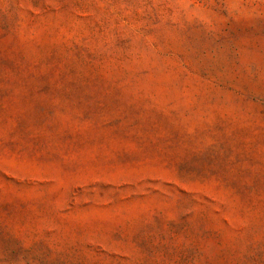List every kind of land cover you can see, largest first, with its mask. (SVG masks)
<instances>
[{
  "label": "rangeland",
  "instance_id": "rangeland-1",
  "mask_svg": "<svg viewBox=\"0 0 264 264\" xmlns=\"http://www.w3.org/2000/svg\"><path fill=\"white\" fill-rule=\"evenodd\" d=\"M0 264H264V0H0Z\"/></svg>",
  "mask_w": 264,
  "mask_h": 264
}]
</instances>
